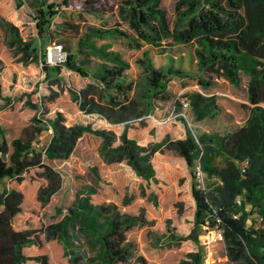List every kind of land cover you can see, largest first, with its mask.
I'll use <instances>...</instances> for the list:
<instances>
[{
	"label": "trees",
	"instance_id": "16d2710c",
	"mask_svg": "<svg viewBox=\"0 0 264 264\" xmlns=\"http://www.w3.org/2000/svg\"><path fill=\"white\" fill-rule=\"evenodd\" d=\"M21 2L37 20V37L24 40L20 28L6 21L8 47L25 64L40 62L47 77L65 67L93 79L82 89H70L72 100L87 115H98L112 124L143 122L158 101L173 98L172 79L185 76L195 79L204 91L221 78L240 87L242 75H246L251 105L241 126L201 134L189 129L184 139L167 136L159 143L141 145L126 130L118 136L91 123L67 125L62 113L46 118L59 91L43 96L40 103L29 101L28 106L40 116H33L19 137L9 143L7 128L0 126V180L8 179L7 187L0 190V264H52L50 254L27 252L52 241H61L70 262L79 264L81 257L74 256V232L83 230L94 234L99 244L97 255L88 264H148L127 234L149 220L121 210L112 201L92 203L97 182L78 190L62 219L50 224L44 220L46 207L64 184L62 172L47 159H68L85 133L102 138L105 162L127 161L149 181H156L152 158L157 151L169 149L182 156L194 178L200 166L206 174V188L193 183L194 229L188 235L169 230L170 241L180 244L193 239L198 243L199 229H215L222 232L231 263L264 264V0H176L174 20L162 0H20L18 6ZM63 9L99 23L86 24L83 29L73 21L55 22ZM111 18L117 21L110 24ZM54 29L69 36L60 40L66 60L56 65L46 61L48 45L56 42ZM117 41L131 49L148 45L161 53L175 45L193 47L195 59L187 67L183 62L178 66L169 54L167 64L157 66L151 50L144 49L137 59L143 71L135 79L129 74L131 62L113 48ZM203 91L180 95L175 99L176 110L188 107L198 121L221 116L218 97ZM49 130L50 140L41 149L36 143ZM218 156L223 157L222 163H216ZM92 172L97 175L95 168ZM177 264H203V254L188 252Z\"/></svg>",
	"mask_w": 264,
	"mask_h": 264
},
{
	"label": "rangeland",
	"instance_id": "374dc122",
	"mask_svg": "<svg viewBox=\"0 0 264 264\" xmlns=\"http://www.w3.org/2000/svg\"><path fill=\"white\" fill-rule=\"evenodd\" d=\"M19 1L0 0V84L2 89V96H0V126L10 127L11 129L12 127L29 124L31 118L40 116V113L31 109L27 103L29 101L36 104L40 103L42 97L50 94L51 91H59L60 95L50 104V112L46 115V118H54L57 113H62L67 125L93 123L95 126H99L98 119L82 113L70 94L71 88L77 90L83 88L88 82V78L65 67L62 68L60 73L52 72L47 77L40 62L25 64L21 59V55L15 54L8 47V33L5 31L6 21L14 22L12 20H16L20 24V30L25 38L35 40L37 35V20L34 19L31 10L25 3L21 2L18 6ZM60 1L49 0V2ZM175 2L176 0H162V6L167 10L171 20L175 18ZM54 20L59 22L64 20L73 21L80 24L83 29L86 24L99 23L90 16H79L70 9H63L61 13L54 17ZM116 21L117 18H111L110 24H114ZM54 33L56 42L48 45L46 53V61L52 65L64 62L59 58L61 53L57 46L63 43L60 40L69 38V36L57 32L56 29H54ZM74 42L76 43L77 40ZM123 47L127 57L131 60L130 75L136 79L143 71L137 63V59L143 56V50L131 49L126 45ZM168 52L175 59L178 66L181 62L189 64L195 59L193 47L175 45ZM62 53H65L63 48ZM248 80L246 75H242L240 87L235 86L225 78L218 80V83L208 93L218 97L223 112L218 118L207 121L205 128L217 130L224 126L239 125L245 121L251 105L247 94ZM194 87H196L195 83L187 77L181 81L176 79L173 84L176 98L187 91L193 90ZM176 98L160 101L159 104L164 110H156L147 116L149 122L155 124L149 130L148 134L150 136H155L157 126L167 125L174 122V120L183 121L187 133L189 129L194 134L199 133L200 127L192 122L184 109L181 110L184 115L176 118L172 117L173 114L177 113V110H175ZM155 112H157L156 115ZM149 122L143 121L136 129L140 130L146 126L149 128ZM50 137L51 130L44 132L36 146L41 149L44 148ZM165 150L157 152L163 153ZM175 156L182 158L176 153ZM53 163L62 172L64 186L45 209L44 220L47 224L59 221L68 213V208L72 205V200L79 187L87 180H93V173L89 170L94 167L100 171L98 174L100 191L94 196V202L114 201L127 212L135 215L142 214L149 220L145 225L133 227L127 234L130 239L136 241L140 253L147 258L148 264H177L185 254L192 251H201L203 264H233L228 260L224 242L215 229H202L201 231L199 229L198 243L193 239L183 241L180 244L170 241L169 230L177 235H188L194 229L196 202L193 197V183H196V179L193 177L188 163L185 162V165L177 163L169 168V172L166 173L170 176V182H163L161 177L157 178V175H161V172L157 174L153 165L156 172V181H149L139 176L124 161L112 164L105 162L101 152V138L91 133H85L79 139L68 159H55ZM210 183L213 184V180H210ZM1 186L2 184H0ZM250 208L251 205L248 204L247 209L250 210ZM252 218L254 216H251ZM78 234L84 240L86 248L85 251L77 248L78 251H75L74 256L81 257L79 264H88L89 258L97 255L99 244L88 242L81 231ZM60 244L61 247L64 246L62 243ZM63 256V264H72L69 262L68 256Z\"/></svg>",
	"mask_w": 264,
	"mask_h": 264
},
{
	"label": "crops",
	"instance_id": "0c3cea01",
	"mask_svg": "<svg viewBox=\"0 0 264 264\" xmlns=\"http://www.w3.org/2000/svg\"><path fill=\"white\" fill-rule=\"evenodd\" d=\"M12 21H14L13 23L15 25H17L19 28L21 27L20 24H18L16 22V20H12ZM54 21L55 22H59L57 20H54ZM21 34H22L24 40H28V38H25L24 37V35H23L22 32H21ZM36 37H37V35H36ZM29 39H32V38H29ZM121 45L124 46L125 44L123 42H121V41H117V42L114 43L113 48L122 51L124 53L125 57L131 62V60L127 57V54H126V51H125L124 47L121 46ZM179 46H184V45H179ZM144 49L151 50L150 46H148V45H146L144 47ZM144 49H142V50H144ZM150 52H151V54L153 56V59L155 60L157 66H164V65L167 64V56L169 54L168 51H166L164 53H161L160 51L151 50ZM159 57H161L160 60H159ZM185 65H186V67L188 66V64H185ZM129 71H130V69H129ZM129 74H130V72H129ZM85 78H88V82L86 83V85L89 82H93V79H91L89 77H85ZM185 78L186 77H174L172 79L171 84H170V89L172 90V92L174 94L173 98H176V92L173 90V84L175 83V80L178 79L179 81H181V80H184ZM187 78L190 79V80H192L195 83L196 87H194L193 90L187 91L185 93L193 92V91H203L200 88L198 82L195 79H192V78H189V77H187ZM209 91L210 90H204L203 92L209 94L208 93ZM157 103H158V106H157V108L154 111H156V110L157 111L158 110H160V111L164 110V108L161 106V104H159L160 101H158ZM184 110L187 111V113H188L190 119L192 120V122H194L195 125H198V127H200L199 130H198L199 131L198 134H201V133H204V132L215 131V130H211L210 128L209 129L205 128L207 121H198V120H196L195 115H194V113H193V111L191 109H189L188 107H186ZM156 113L157 112H155V115H156ZM90 116L96 117L98 119V123H100L99 126H95L93 123H91L94 128L110 129V130L115 131V133L118 136H120L126 130L128 136L130 138L136 139L139 143H141L143 145H147V144H149L151 142H161L162 140H164L166 138L167 135H169L172 139H183V138H185L187 136V128H186V125L181 120H174V122H171V123H169L167 125L157 126V129H156V132H155V136H150L148 134L149 133V130L155 124H151V122H149V120H148L147 117L145 118L144 121L150 123L149 124V128H148V126H146L144 128H141L140 130H137L136 127L137 126H140V123H142V121H135V122H130V123L123 122V123L112 124V123L108 122L106 119H103V118L99 117L98 115H90ZM247 118H248V116L246 117V119ZM246 119H245V121H246ZM245 121L243 123L239 124V126L243 125L245 123ZM86 124H88V123H86ZM26 125L27 124L22 125V126H19V127L18 126L14 127V128L12 127L11 129H10V127H6L7 128V131H6V134L5 135H6V138H7L8 142L11 143L12 140H14L15 138L19 137L21 135V133H22L23 128ZM40 137H42V135ZM101 144H102V138H101ZM182 158L176 157L175 156V153L172 150H165L163 153H160V152L155 153V155L152 158V163L155 166V169L157 171V174L159 172H161V175H157V178L158 177H161L162 180H163V182H170L169 181L170 180V176L166 172H169V168L172 167V166H175V164H177V163H179L180 165H185L186 160L184 158L183 159ZM54 160L55 159H47V162L50 163V164H52V165H54L56 168H58L53 163ZM219 161H221L220 163H222V161H223V157L222 156H219V158L216 159V163L219 164ZM124 162L127 163V161H124ZM113 163H120V162H113ZM127 166L130 167V168H132L129 164ZM93 168L94 167L90 168L89 171L91 172L93 170ZM99 173H100V171L97 170V175ZM93 177H94L93 180H91V179L90 180H87L86 183L82 184L79 187L78 190H81L82 186L85 185V184H93L94 182H97L99 188H98V191L96 193H94V194L91 195V202L94 203V204H96V205H98V204H101V203L94 202V196L96 194H98L99 191H100V178H99V175L97 176L98 177L97 178L94 173H93ZM209 182H210V180H209ZM0 184H2V186L0 187V190L2 191V190H4L7 187L8 179L0 180ZM63 186H64V184H63ZM62 188H61V190H62ZM61 190L59 192H57L53 197H55L57 194H59L61 192ZM78 190H77V192H78ZM77 192L75 194L74 199L72 200V203L76 199ZM112 202H114V201H112ZM116 204L119 206V208L121 210L127 212L118 203H116ZM2 209H3V206H0V212L2 211ZM131 214H134V213H131ZM82 234H83L84 238L86 240H88V242H90V243H93V242L96 243L97 242L96 236L94 234H92L90 231L83 230L82 231ZM74 235H75V239H76V242L75 243L77 245V247H75V251H78V250H76L77 248L83 249L85 251V248L86 247L84 245V240L82 239V237L79 236V234H78L77 231L74 232ZM60 243H62V242L61 241H52V242L46 244L43 248H38V247L33 246V247L28 248L27 252H28L29 255H38V254H45V253H47V254H50V256H51V262H52V264H63V257H64L63 255H66L65 254V245L62 243L64 246L61 247V244ZM97 248H99V245H98ZM66 257H67V255H66ZM69 262H70V258H69Z\"/></svg>",
	"mask_w": 264,
	"mask_h": 264
},
{
	"label": "built area",
	"instance_id": "2783aa9c",
	"mask_svg": "<svg viewBox=\"0 0 264 264\" xmlns=\"http://www.w3.org/2000/svg\"><path fill=\"white\" fill-rule=\"evenodd\" d=\"M57 49H59V52L61 53L60 55V60L65 61L66 60V53H62V47L61 46H57ZM185 106H187V104H185ZM186 108V107H185ZM184 115V113L182 111H177V113L173 114L172 117L176 118L178 116H182ZM195 179H196V184L197 187L200 189H205L206 188V174L205 172L201 169L200 166L196 167V172H195ZM218 235L220 237V239L223 241V235L221 231H218Z\"/></svg>",
	"mask_w": 264,
	"mask_h": 264
}]
</instances>
